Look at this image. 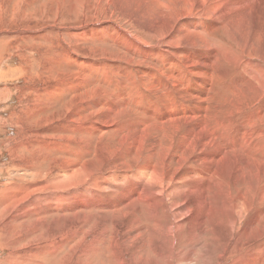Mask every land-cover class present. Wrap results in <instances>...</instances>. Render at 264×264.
Wrapping results in <instances>:
<instances>
[{
  "label": "rangeland",
  "instance_id": "1",
  "mask_svg": "<svg viewBox=\"0 0 264 264\" xmlns=\"http://www.w3.org/2000/svg\"><path fill=\"white\" fill-rule=\"evenodd\" d=\"M123 1L0 0V264H264V223L251 232H243L249 218L259 209L256 203L241 224L232 229V201L226 202L224 208H229V213L220 222L218 216L224 212L221 204L217 206V189H208L207 200L213 205L210 211L217 215L212 222L205 220L207 232H198L191 243L189 236H159L160 229L143 201L120 206V193L135 182L132 174L137 163L143 165L144 160H149L153 135L158 134L146 129L148 138L144 140L140 160H133L130 151L135 149L131 150V143H125L124 137L127 129L152 123L147 111L156 98L148 89L150 84L135 88L139 83L136 66L140 67V58H129L132 66L126 65L119 30L131 38L151 41L150 49L158 40L150 32L148 14L153 2L137 0L129 6ZM233 1L226 0L210 18L208 14L202 17L205 25L217 26L221 31L212 36L215 39L209 38L222 56L217 61L216 55L211 88L203 92L198 86L186 84L189 87L185 86L187 92L182 97L195 98L198 91V96L206 100V107L211 102L223 106L218 116L241 99L242 105L234 110L233 123L254 124L264 118V95L249 97L253 91L247 87L249 78L241 65L249 58L243 50H254L239 36L246 33L249 43H254L252 48L257 47L251 71L253 77H261L256 65L262 62L259 57L264 56V16L261 23L255 17L261 11L260 14L264 13V4L249 10V26L242 28L233 22L243 13L241 4L245 0ZM221 19H225L224 23ZM231 24L240 28L231 31ZM254 36H260L261 44L252 40L257 38ZM170 56L147 60L141 67L156 68L155 77H159L161 70L169 74L171 69L166 66ZM115 62L121 64L120 69H115ZM217 65L221 66L219 72ZM263 67L264 64L260 65ZM254 83L256 79L249 85ZM113 96H123L128 105L113 116L110 127L102 123L107 109L92 105L96 101H112ZM179 106L180 102L174 107L180 111ZM205 112L208 114L203 109L197 119H202L201 115L207 118ZM263 124L264 121L260 123L264 129ZM214 125L217 126L216 121ZM121 128L127 129L120 131ZM258 128L255 132L260 134ZM162 131L164 135H168L167 131L174 133L169 128ZM162 133L159 144L163 141ZM161 145L170 146L169 142ZM191 160L189 157L184 162L185 167L200 168ZM152 161L159 166L168 162L164 153ZM171 163L172 168L180 167L177 160ZM126 171L131 180L119 184L125 189L118 193L119 174ZM110 175L115 179L101 189L96 179ZM94 197L106 206H76ZM110 204L113 206L109 207ZM132 205L137 211L132 210ZM169 216L165 221L171 227ZM184 229L188 230L187 225Z\"/></svg>",
  "mask_w": 264,
  "mask_h": 264
},
{
  "label": "bare ground",
  "instance_id": "2",
  "mask_svg": "<svg viewBox=\"0 0 264 264\" xmlns=\"http://www.w3.org/2000/svg\"><path fill=\"white\" fill-rule=\"evenodd\" d=\"M119 1L121 4L124 2L123 0ZM126 1L130 6L131 3H134L137 0ZM148 1L153 2V8L151 7V10H149L150 14H148V16L150 15L149 23L150 25L152 24L150 32L154 34L153 38L158 40L156 45L151 48L154 52L150 49L151 45L149 43L151 41L148 43L140 38H131L129 34H122L123 30L121 29L119 30V35L122 39L120 45L124 46V53L127 55L126 59L128 60V63L125 61L126 65H131V63H129V58H140V67H137L138 65L136 66L139 72V83L135 85V88H144L146 85L150 84V88L148 89L155 96V100L160 102V104L156 103V101L150 102L149 104L150 109L147 113L151 117V124L146 127L139 125L135 127L133 126L131 129L121 128L120 131H125L127 129L128 134L124 137V141L125 143H129V145L131 143L133 147L131 150L135 149L134 152L130 151L132 155L134 154L133 160H140L144 140L148 138L145 133L146 129L152 131L155 130L158 134L156 136L153 135L152 140H154L156 145L153 143L150 146L151 157L149 160H144L143 165H140V162L137 163L138 166L134 174H132L135 182L131 184L130 188L128 187L125 189L120 185L125 183L132 176L128 175L127 171L124 175L119 174L120 180L116 185L118 187L117 192L120 193L121 189H125L124 192L120 193L119 204L123 207H129L130 204H137L138 202L141 203L143 201L148 206H146V208L150 210V212L148 211L150 218L156 223L155 226L157 229H160L159 236H168V238L177 236L178 234L179 236H189L188 240L191 243L195 239V236H197L198 232L202 233V235L207 232V228H205L207 227L206 223L212 222L213 219H215V215H217L210 211L211 204H209L210 201L207 200L208 198L206 196L208 189H217V206L221 204L220 206L224 212V215L219 214L218 216L220 222H222L224 216L226 217V214L229 213V208L227 209L225 207V209L224 206L228 204L229 200L232 201L231 210L234 217V220L231 223L232 229H235L236 225H240L242 220L249 215V212L254 209L255 203L259 205V209L257 208L256 213L249 218L248 226H245L243 229V232H251L253 230L252 228H259L260 224L264 223V129L261 126L262 124L260 125V123L264 121V118L262 117L263 120L261 119L257 122L258 124H253L251 122H243L242 124L239 122L240 124H236L235 122L233 123L232 119L236 115L234 110H238V106L242 105L240 102L241 99L239 101L237 100L236 104H231V108L228 107L226 112L221 113L218 116L217 114L223 106L220 107L217 106L216 103L211 102L208 107H206V100H204L203 97L198 96L200 95L198 91L194 94L195 98L194 96H192V98L189 97L188 99L187 97L186 99L182 97V93L187 92L184 90L186 84H192L194 87L198 86V89L203 92L206 91L207 87L213 84L211 78L214 77L213 70L216 55L217 61L221 59L222 56L220 55V51L215 49L213 42L209 38H214L212 36L216 35V32L218 35L221 31L219 32L217 26L213 27L208 26L207 24L205 25L203 23L204 21H202V17H205L206 14H208V18H210V15L217 12L226 0ZM218 1L219 6L217 8ZM248 1L250 0L242 2L241 10L243 13L240 14L239 12V17L233 22L236 25H241L240 27H242V25L244 27L246 24L248 25V12L250 9L253 10L254 6L256 8L259 7L260 4H264V0L258 2H256V0L255 4L253 2L249 3ZM233 6L231 5L230 7L232 8ZM143 13H147V11H143ZM260 13L255 17L257 23L258 21L260 23L263 22L261 16H264V13ZM120 14L123 15L124 13L122 12ZM132 17L134 18V16ZM124 20L127 19L125 18ZM224 20L221 22L224 23ZM133 22H141V25H143V22L137 19H133ZM229 22L230 21H228V23ZM161 27H164V29L161 30ZM235 27L240 28L239 26H234V28L232 26L233 29H231V31L234 30ZM227 29L228 28H226V30ZM258 31L261 32V30ZM239 37L243 39L244 44L248 45L251 50H254L251 53L243 50L244 55H248L249 58L248 61L243 62L241 65V67H243L242 71H245L249 78L247 87L253 91L249 94V97L252 94L264 95V91H259L261 89L264 90V67L260 68V65L264 64V56H260L259 59L257 58L258 61L262 62L256 65L260 70V72L258 71L259 74H262V76L260 75L261 77H258L257 75V77H253L252 73L254 71H251L252 57L257 54V47L256 49L252 48L254 43L253 41L252 45L249 43V40L246 39V33L242 34L241 32ZM256 37V39L252 38V40L260 43V36ZM263 40L264 38H262L261 41ZM243 48L247 49L246 47ZM222 52L224 55L225 51L223 50ZM152 53L153 56L151 55ZM167 54H171L166 66V69L167 67H170L171 69H169V74L166 73L167 71H164L165 73L163 74L161 73V70L160 72L157 71L159 77H155L153 71L156 68L147 66L149 69H144V67H141L144 65L145 61L155 58L162 59L163 56ZM119 62L113 63L116 64V70L120 69L119 65L121 64ZM121 63H123V61ZM136 64H138V62ZM218 65L217 72H219L221 68V66ZM221 73H224V71ZM223 75L227 74L225 73ZM254 78L257 83L249 85L250 82L255 80ZM242 80H244V78H242ZM187 87L189 86H186V89ZM113 97L114 99L112 101H96L93 102L92 105L96 108L103 106L104 109H107L106 113L103 114L104 121L102 123L108 126H110L113 116L121 111L120 108L128 105V103L125 102V99L123 100V96ZM194 101H197L196 105L194 104ZM179 102L182 105L179 106L181 107L180 111L174 107ZM161 106L162 109L160 108ZM203 109L208 112V114L205 112L207 118L201 115L200 118L202 119L198 120L197 118H199V114ZM263 109L264 105L262 107V110ZM180 117H183L185 120L182 121ZM258 118H260V116H258ZM206 119L208 120L206 121ZM215 121L217 122V126H213V122ZM257 126L262 133H260L261 135L259 134V131H257V133L255 132ZM166 128H169L170 131H174V133L167 131L168 135H164L162 129ZM161 133L164 136L162 135L163 141L159 144V136ZM163 142H169L170 146L164 148L161 145ZM162 153H164V159L168 162L166 164L164 163L163 166H159L158 163H154L152 159L156 156L162 155ZM189 157H192L193 162L200 166V168L185 167L184 162ZM173 160H177V164H179L180 167L177 165L175 168H172L171 161ZM201 166H205V168H201ZM114 179V175H110L107 178L96 179V182H99L97 184L101 189H104L106 182L113 181ZM225 189L227 190L226 193ZM224 199H226V201L223 202ZM99 200L100 198L98 197L86 199L81 201L80 205L76 204V206H106L104 202L103 204L98 203ZM213 204L215 203L213 202ZM108 206L112 207L113 205L110 204ZM138 207H140V205ZM132 210L134 212L137 211L134 206ZM214 210L216 211L215 208ZM166 216H169L172 219L173 225L171 227L166 226ZM228 219L230 221V218ZM185 225H187V231H184L186 230L184 229ZM253 233L256 232L253 231Z\"/></svg>",
  "mask_w": 264,
  "mask_h": 264
}]
</instances>
